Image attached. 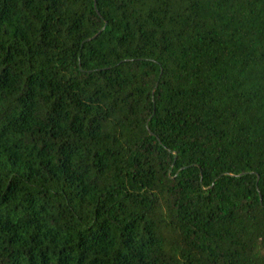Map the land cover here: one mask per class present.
I'll return each mask as SVG.
<instances>
[{
	"label": "trees",
	"instance_id": "trees-1",
	"mask_svg": "<svg viewBox=\"0 0 264 264\" xmlns=\"http://www.w3.org/2000/svg\"><path fill=\"white\" fill-rule=\"evenodd\" d=\"M0 264H264V0H0Z\"/></svg>",
	"mask_w": 264,
	"mask_h": 264
}]
</instances>
